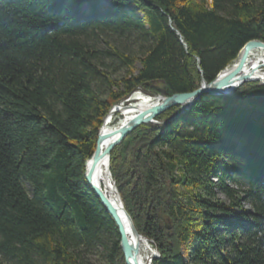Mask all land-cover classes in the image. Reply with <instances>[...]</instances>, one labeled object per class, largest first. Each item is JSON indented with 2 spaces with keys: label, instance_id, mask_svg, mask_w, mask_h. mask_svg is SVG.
Returning <instances> with one entry per match:
<instances>
[{
  "label": "trees",
  "instance_id": "1",
  "mask_svg": "<svg viewBox=\"0 0 264 264\" xmlns=\"http://www.w3.org/2000/svg\"><path fill=\"white\" fill-rule=\"evenodd\" d=\"M254 39L264 0H0V264H90L99 247L126 264L84 177L104 117L139 89L210 83ZM156 121L110 154L152 264H264V84Z\"/></svg>",
  "mask_w": 264,
  "mask_h": 264
},
{
  "label": "water",
  "instance_id": "2",
  "mask_svg": "<svg viewBox=\"0 0 264 264\" xmlns=\"http://www.w3.org/2000/svg\"><path fill=\"white\" fill-rule=\"evenodd\" d=\"M254 49L264 50V41L258 40V39L248 41L241 49L240 56L238 58V63L235 64V67H233L229 71H226L228 69V67H226L210 83L203 80L201 86L192 92L161 97V99L158 100V102H156L154 105L138 113L128 123L122 125L116 131V133H114V135L111 137V141L107 145L105 151L102 152L101 151L102 144L106 141V134L103 133V128L105 125V122H104L105 117L108 115L107 114L104 117L102 126L99 130L96 149L92 157L89 159L92 162V169L101 159H104V158L108 160V164L110 167V154H111V151L114 149V147L119 145L129 133H131L134 129H136L140 125L148 124V123H157L156 121L157 116L161 114L162 112L168 110L169 108L174 107V106H181V109L183 111H188L190 107L196 101H198V99H200L202 95L206 93L211 94V95H229V94H232L234 91H236L245 82L256 81V80L264 82V79L262 78L252 79L248 77V75L246 74L240 75V72L242 71L245 65V62L248 58V55ZM238 76H241V77H238ZM236 78H239V79H236ZM109 175L111 176L110 170H109ZM84 177H85V180L88 186L94 191L96 196L99 198L101 204L105 207V209L110 214L112 219L115 221L119 229V233L121 237L120 245H121V249L123 251L125 260H126V264H138V260H137L138 249L136 246L132 245L128 237L126 227L124 225V222L122 221V217L118 211V208L112 205L110 200L106 197L105 193L102 191V189L93 183L92 170L86 169ZM112 182H113L114 190L117 196L119 197V200L121 203V209L123 210V213H124L123 215L128 221L129 231L131 235L136 238H144L139 233L138 229L136 228L134 224L132 217L126 210L115 182L114 181ZM154 258L155 256L153 255L151 258V262Z\"/></svg>",
  "mask_w": 264,
  "mask_h": 264
},
{
  "label": "bare ground",
  "instance_id": "3",
  "mask_svg": "<svg viewBox=\"0 0 264 264\" xmlns=\"http://www.w3.org/2000/svg\"><path fill=\"white\" fill-rule=\"evenodd\" d=\"M238 58L235 60L234 63L228 66V69L226 71H229L233 67H235V64L238 63ZM245 74L252 79H256V78L264 79V50L254 49L251 51V53L248 55V58L245 62L242 71L240 72V75H245ZM156 102H158L157 99L154 100L148 98L147 96L143 97L137 95L134 96L127 105H123L117 108V110L114 113L121 112L122 118L120 122L113 125H111V123L107 121L108 119L105 121L103 133L106 134V141L102 144L101 151L102 152L105 151L107 145L111 141V137L114 135V133H116V131L122 125L128 123L135 115L146 110L150 106L154 105ZM113 109L110 111V113H108L110 114L109 115L110 117L108 116L109 118H112V114H114ZM86 169L92 170L93 183L99 186L102 189V191L105 193L106 197L110 200L111 204L118 208V211L122 217V221L124 222V225L126 227L128 237L132 245L136 246L138 249V253H137L138 264H151V258L153 254L148 243L145 241L144 238H136L132 236L129 231L128 221L123 215L124 213L123 210L121 209V203L119 197L117 196L114 190L112 178L109 175L110 167L108 164V160L106 158L101 159L93 169H92V162L91 160H89L86 164Z\"/></svg>",
  "mask_w": 264,
  "mask_h": 264
},
{
  "label": "rangeland",
  "instance_id": "4",
  "mask_svg": "<svg viewBox=\"0 0 264 264\" xmlns=\"http://www.w3.org/2000/svg\"><path fill=\"white\" fill-rule=\"evenodd\" d=\"M133 39H130V40H128V39H126V40H124V45H131V44H134L133 43ZM135 45V44H134ZM136 46V45H135ZM136 48H137V46H136ZM235 62V60L232 62V63H234ZM231 63V64H232ZM230 64V65H231ZM137 67H140V64H139V62H137ZM228 67V66H227ZM124 75V72L122 71V72H120V73H118V74H116L115 75V77H122ZM257 82H259L260 84H264V82H262V81H258V80H256ZM137 95H139V96H143V97H148V98H151V99H156L157 97H159V96H162V95H157V94H152V93H148V92H145V91H143V89H139V90H137V91H135L133 94H131V96L128 98V99H126V100H124V101H122V102H120L119 104H115L113 107H112V109L113 110H117V108H119V107H121V106H123V105H127L130 101H131V99L134 97V96H137ZM162 97H164V96H162ZM111 109V110H112ZM110 114H108L106 117H105V121L110 117L109 116ZM109 116V117H108ZM121 118H122V114H121V112H116V113H114V114H112V123H111V125H113V124H116V123H118V122H120V120H121ZM104 121V122H105ZM218 196L220 197V199L222 200V201H224V202H226V203H228V199L224 196V195H222V194H220L219 192H218ZM245 205V204H244ZM245 207H249L247 204L245 205ZM144 237V236H143ZM145 238V237H144ZM148 243V245H149V247H150V249L151 250H154V246H153V244H151L150 242H147ZM106 251L104 250V248H102V247H99L98 248V250L95 252V254H93V255H90V256H88V261H89V263L90 264H109V261H108V259H107V257H106ZM153 261V260H152Z\"/></svg>",
  "mask_w": 264,
  "mask_h": 264
},
{
  "label": "built area",
  "instance_id": "5",
  "mask_svg": "<svg viewBox=\"0 0 264 264\" xmlns=\"http://www.w3.org/2000/svg\"><path fill=\"white\" fill-rule=\"evenodd\" d=\"M161 97H162V96H159V97H157L156 99H157V100H160ZM114 112H115V110H113V113H114ZM107 121L110 122V123H112V118H108ZM144 239H145L146 242H150V243L152 244V241L148 240L147 238H144ZM152 254L155 256V258L159 256V252H158V250H157L156 248H154V250H152ZM155 258H154V259H155ZM151 264H152V262H151Z\"/></svg>",
  "mask_w": 264,
  "mask_h": 264
}]
</instances>
